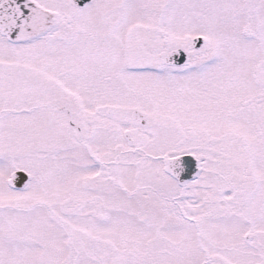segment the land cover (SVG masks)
<instances>
[{"label": "snow or ice", "instance_id": "1", "mask_svg": "<svg viewBox=\"0 0 264 264\" xmlns=\"http://www.w3.org/2000/svg\"><path fill=\"white\" fill-rule=\"evenodd\" d=\"M0 264H264V0H0Z\"/></svg>", "mask_w": 264, "mask_h": 264}, {"label": "water", "instance_id": "2", "mask_svg": "<svg viewBox=\"0 0 264 264\" xmlns=\"http://www.w3.org/2000/svg\"><path fill=\"white\" fill-rule=\"evenodd\" d=\"M185 159L191 161V165H190V167H191V169H192V171H193V175H194V173H195V161H194L191 157H186ZM21 175H22V174H21ZM187 178L190 179L191 177H187Z\"/></svg>", "mask_w": 264, "mask_h": 264}]
</instances>
